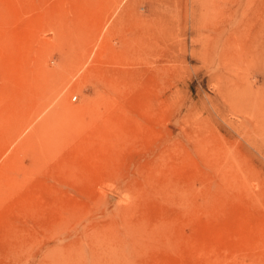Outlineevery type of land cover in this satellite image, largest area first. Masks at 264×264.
<instances>
[{
    "label": "rangeland",
    "instance_id": "obj_1",
    "mask_svg": "<svg viewBox=\"0 0 264 264\" xmlns=\"http://www.w3.org/2000/svg\"><path fill=\"white\" fill-rule=\"evenodd\" d=\"M0 264H264V0H0Z\"/></svg>",
    "mask_w": 264,
    "mask_h": 264
},
{
    "label": "bare ground",
    "instance_id": "obj_2",
    "mask_svg": "<svg viewBox=\"0 0 264 264\" xmlns=\"http://www.w3.org/2000/svg\"><path fill=\"white\" fill-rule=\"evenodd\" d=\"M10 186V185H9Z\"/></svg>",
    "mask_w": 264,
    "mask_h": 264
}]
</instances>
